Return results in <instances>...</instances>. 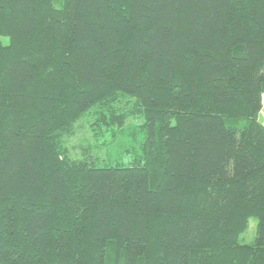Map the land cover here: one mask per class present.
I'll return each mask as SVG.
<instances>
[{
  "label": "trees",
  "instance_id": "obj_1",
  "mask_svg": "<svg viewBox=\"0 0 264 264\" xmlns=\"http://www.w3.org/2000/svg\"><path fill=\"white\" fill-rule=\"evenodd\" d=\"M263 94L264 0H0V264H264Z\"/></svg>",
  "mask_w": 264,
  "mask_h": 264
},
{
  "label": "rangeland",
  "instance_id": "obj_2",
  "mask_svg": "<svg viewBox=\"0 0 264 264\" xmlns=\"http://www.w3.org/2000/svg\"><path fill=\"white\" fill-rule=\"evenodd\" d=\"M56 6L59 7L58 4ZM93 123V116L90 115L75 124L74 134L65 141L71 158L82 159L89 152L94 159L130 165L142 154L141 144L145 133L140 128L141 120L130 117L121 129L116 126L111 129H98ZM256 231L257 220L252 218L248 229L239 238L240 243L253 244Z\"/></svg>",
  "mask_w": 264,
  "mask_h": 264
},
{
  "label": "crops",
  "instance_id": "obj_3",
  "mask_svg": "<svg viewBox=\"0 0 264 264\" xmlns=\"http://www.w3.org/2000/svg\"><path fill=\"white\" fill-rule=\"evenodd\" d=\"M259 121L264 125V94H263V108L259 114Z\"/></svg>",
  "mask_w": 264,
  "mask_h": 264
}]
</instances>
